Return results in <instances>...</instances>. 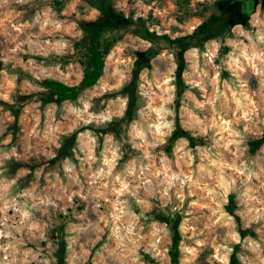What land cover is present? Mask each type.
I'll return each instance as SVG.
<instances>
[{"label":"rangeland","instance_id":"1","mask_svg":"<svg viewBox=\"0 0 264 264\" xmlns=\"http://www.w3.org/2000/svg\"><path fill=\"white\" fill-rule=\"evenodd\" d=\"M59 1L0 0V264H172L168 216L181 264H228L236 244L264 264V0L243 23L223 0ZM95 21L102 77L50 97L42 79H82ZM177 127L205 145L169 149Z\"/></svg>","mask_w":264,"mask_h":264},{"label":"trees","instance_id":"2","mask_svg":"<svg viewBox=\"0 0 264 264\" xmlns=\"http://www.w3.org/2000/svg\"><path fill=\"white\" fill-rule=\"evenodd\" d=\"M58 4H62V1L57 0ZM259 0H223L221 4L227 9L235 10V18L239 23H243L246 18H248L252 13L255 12ZM104 23L99 22H89L88 27L85 28L86 36L82 39V42L86 45V51L84 54V59L82 60V66L84 69L83 77L79 83L69 85L66 82L60 81L54 78H44L40 81V86L47 91L50 97H57L60 100H76L81 93L93 87L97 84L99 79L102 77L105 64H106V55L112 46V41L108 38H102V40H97L96 31H102ZM91 27V28H89ZM168 37V36H167ZM187 38L180 37L176 40L180 42H185ZM159 51L154 48H150L146 51H140L138 55V64L149 63V61L157 56ZM1 65V64H0ZM185 69V61L183 58H178V67L176 71L177 75V98L176 101L180 102L181 96L185 90V84L182 80V74ZM135 79L133 83H135ZM133 83L129 84L131 86ZM126 89H129L130 87ZM129 103L128 108L125 114V118L133 117L135 113V96L131 90H129ZM117 124V122H115ZM185 138L189 141L191 147L203 146L206 143V140L202 136L194 135L182 127H177L170 137L169 149L175 144L178 140ZM253 150H257L264 145V132L263 134L256 138L253 141ZM66 150V144L61 149V151ZM230 200L233 203V196H230ZM229 211L233 210V205L229 204L227 206ZM170 226L172 233V241L169 248V254L172 264H181V241L182 236L178 228L179 219L168 216L165 220ZM248 233L247 229H241L240 234L242 237H245ZM63 238L59 240V251L64 256L66 252L65 243ZM241 246L236 244L233 248V251L230 255L228 264H242V260L239 256Z\"/></svg>","mask_w":264,"mask_h":264},{"label":"flooded vegetation","instance_id":"3","mask_svg":"<svg viewBox=\"0 0 264 264\" xmlns=\"http://www.w3.org/2000/svg\"><path fill=\"white\" fill-rule=\"evenodd\" d=\"M260 1V0H259Z\"/></svg>","mask_w":264,"mask_h":264}]
</instances>
